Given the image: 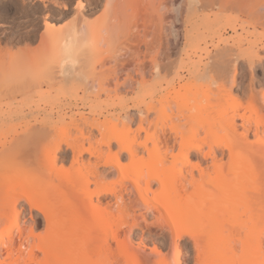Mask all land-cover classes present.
<instances>
[{"label": "bare ground", "instance_id": "6f19581e", "mask_svg": "<svg viewBox=\"0 0 264 264\" xmlns=\"http://www.w3.org/2000/svg\"><path fill=\"white\" fill-rule=\"evenodd\" d=\"M244 1L237 0L236 6L241 9ZM254 1L252 5L248 0L252 12L261 10L264 2ZM118 2L107 0L109 15L116 14ZM207 2L211 3L180 0L185 19L197 16L199 5L210 8ZM144 3L150 6L152 17L147 23L152 33L171 35L176 28L166 15L174 12L177 4L173 0ZM154 3H166L167 10L161 14L151 7ZM207 16L202 14L205 19L200 27L204 29ZM84 25L71 26L68 36L50 51L52 59L38 54L42 58L37 61L35 56L29 78L34 93L42 99L25 124L28 133L18 135L27 137L4 141V152L23 144L26 148L28 138H47L53 130L66 137L71 128L82 124L80 121H88L83 113L79 118L59 116L55 121L54 100H49L47 89L49 96L43 92L58 79L52 75L57 67H50L51 61L60 64L64 77L77 75L76 66L86 57L82 49L92 43L93 31ZM235 25H230V31L236 35L230 36L214 57L205 50L207 62L203 65L174 68L169 53L162 49L155 66H140L136 73L133 66L128 65L129 70L124 67L128 81L123 80L122 85L118 79V83L114 81L120 85L115 92L117 110L109 115L117 124L102 125L99 139L94 141L93 134L84 136L81 131L80 139H61L43 151L39 165L43 171L38 165L34 173L28 167L22 170L24 165L19 171L14 160L1 164L0 264H187L181 258L188 243L193 264H264V87L255 75L263 67L264 44L244 51L245 28ZM107 36L99 43L107 44ZM245 69L249 77L244 82ZM129 72L141 79H130ZM113 76L111 80L120 74ZM150 83L154 85L150 91L141 90ZM136 85L140 92H134ZM123 90L136 95L126 99ZM242 96L247 97L246 104ZM29 133L35 139L28 137ZM27 210L32 220L26 222L27 227L33 224L29 229L22 223ZM42 219L46 233L35 235L33 228L39 227ZM167 237L169 243L163 246Z\"/></svg>", "mask_w": 264, "mask_h": 264}, {"label": "rangeland", "instance_id": "374dc122", "mask_svg": "<svg viewBox=\"0 0 264 264\" xmlns=\"http://www.w3.org/2000/svg\"><path fill=\"white\" fill-rule=\"evenodd\" d=\"M143 1L144 0H123L120 3L119 0V2L117 3L118 7L116 6L117 10L113 11L116 12V14L113 15L112 12V15H109L108 13H110V10L108 11L109 8L106 4L107 0H76V4L80 6L78 9L75 4H72L70 8L62 9L61 5L64 4V0H0V117H5L7 119V121L5 122H1L0 120V166H3L4 163L7 164L6 162L14 160L16 161L15 164L18 163L16 165L17 167L18 165L19 167L20 165H24L23 168L18 167L19 171L21 168L22 170H24V168L28 167V169H30L34 173L36 172L35 169L37 168V165L38 168H42L39 165L41 158H43V151H46L47 148L54 146L61 139H80L82 134L88 136L93 134L92 136L94 137V141L95 139H99L101 137L99 135V129L101 131V129L103 128L102 125H104L105 127V125L111 126L113 124H117L115 118L109 115H111L112 111L113 114L116 113L117 108L116 106H114V103H116L117 94L115 92L117 87H120V85H122L121 82H123V80L124 83L128 81V79L126 78L128 73L124 71L126 69L129 70L128 65L133 66L132 68L130 66V68L131 70L134 68L135 73L137 69L142 68L140 66H155L160 62V59L162 57L160 55L164 51L165 53L167 52L166 54L169 53L167 56H169L170 63H172L171 66H173L174 68L175 66L177 68L182 66L184 67V69H187L188 66L191 67L190 65H192V67L203 65L207 62V55H205L207 54V52L205 50H208L209 54L214 57L215 53H217V50H221L222 48H224L226 40L230 39V36L234 37V35H236L235 33L230 31V25L235 24H237L235 26L238 28L242 26L245 28V33L241 42V46L244 51H252L256 46H261L262 44H264V22H262V20H264V17H262L261 10L252 12V5H254L253 0L252 5L251 3H249L250 1L248 2V0H245L244 4L251 5V7H245L241 9L236 6L237 0H210L211 3H208L209 1L207 2L210 8L206 7L208 5L204 6V8H202L203 6L201 5L196 7L198 11V17L195 16L191 21L185 19L186 12L183 4H180V0H173L177 5L176 7H174V12H170V14L168 13L169 15H166V19H168L170 16V18L168 19L169 21H167H171L172 23L174 22L173 25H175L174 27L176 28V30L171 35H168L169 33H165L163 37L161 33L162 31H160L162 24L160 27L158 26L159 28H157L160 32L157 31V33L155 32V34L154 32L152 33L153 29L150 27V23H147L149 18L151 19L152 17L151 15H149L150 6H146L147 4L144 3L146 0L144 2ZM254 2L263 3L264 0H257ZM68 3L71 4V0H68ZM200 6L201 8H198ZM191 7L192 5L189 6V9ZM69 11H71L72 15L69 16L67 20H64L65 15ZM178 12L181 13L179 14ZM202 14L208 15L206 17V20L208 21V27H206V29L200 27L202 26L201 21L205 19L202 17ZM42 20L52 22L56 31L51 33L47 31L46 33V28L42 27ZM57 20H64V24H55L54 22ZM157 21L159 22L160 20ZM157 21L156 23L157 25H159ZM83 24L88 25L87 27H89L93 31L91 36L92 40H90L92 43H89L86 48L82 49L87 58L85 57V59L82 60L83 62L80 63L82 66H76V69L78 68L76 71L77 75H73V77L69 78L64 77L59 72L60 64L53 63V61H51L53 65L50 62V67H57V69L53 68L54 73L52 71V75L54 76V79L57 76L58 82L57 80L54 81L56 83H53V85L49 87L50 89L44 88L43 92L45 90L46 94L48 95L49 91L51 94L50 96L48 95L50 98L49 100L51 102L52 100H54V102H52L51 104L55 109V121H57L59 116L68 117L82 113L84 114V118L87 117L88 121L85 122L86 119H84L83 121L79 122L80 124L82 123L80 126L76 125V128H71L72 131L67 130L66 132H70L66 134V137H61V135L63 136L64 134L60 135V131L56 132L55 130L54 132L53 130L51 133L52 135H46L48 136L47 138L44 136L46 138V141L44 140L45 138L41 137H36V139H40L39 141H36L34 135H31L29 133L27 134L30 135L28 137H33V139H35L32 141L28 138V141L30 142L27 141L29 144L27 143L26 146L29 147V150L27 149V147L25 148V144H23V146H20L22 148L24 147V149L19 148L18 146V148H13L14 151L10 153L9 150H7L8 153L4 152L5 149H7L3 145L4 141H10L13 138L15 139L16 137H19L18 139H24L25 137H27L26 134L24 135V138L23 136L20 137L18 135L26 132L28 133L25 124L29 120L30 115L33 113L34 109L36 108V104L41 98V96H37V93H34V87L32 88L30 84L31 78H29V72L33 62L35 61V56L37 61L42 58H39L38 54H48V56L46 55V57L52 59L51 57L54 56L49 54H51L53 49L57 47L58 42L64 39V37L67 35V32L72 30L71 26L75 25L76 27L77 25V27L79 26L80 28V26H82ZM104 28L106 31L109 30V34L107 32L105 33V30L103 33ZM146 28L150 29L148 30L149 32ZM153 28H155V26ZM143 31L145 34L147 32L150 34H142ZM190 33L192 34L190 35ZM103 35H106L107 38L110 37V41L104 45L102 44L104 41H102L101 44L99 43ZM155 35H157L158 37ZM96 36H98V39L96 38ZM152 39H155L157 44L155 43V40ZM162 45L164 46V48L162 47ZM46 50H49V53H47ZM89 55L90 58L88 57ZM42 56L44 57V55ZM199 61L200 63H198ZM124 67L127 68L125 69ZM79 68L80 71H78ZM122 71L123 74L120 73ZM80 72L83 73V75ZM131 72L133 73V71ZM131 72H129L130 79L137 76V74L135 73L134 75H131ZM247 72L248 70L246 71L245 69L244 73H242L244 82L248 81L249 72ZM114 74H120L121 77H118H120L121 80L118 77L111 80L110 78L115 77L113 76ZM263 74L264 66L261 69L259 68L255 72V75H257L256 79H258L259 84L262 83L260 85L264 87ZM58 75L60 76L58 77ZM110 75H112V77H110ZM97 76H100L101 78L99 77L100 79L97 78V80L93 82V80ZM63 77L64 79H66H63L62 81ZM137 78L138 79L135 78L136 81H138L139 78L141 79V77L138 76ZM116 79H118L119 81ZM87 81L90 84H86ZM114 81L116 83L119 82L120 85L117 86ZM156 81L157 80L154 81L155 85L158 84ZM200 84H202V82ZM60 85L62 86V88ZM115 85L116 88L114 87ZM150 85L153 84H147L143 86L141 90H143L144 92L150 91L152 89ZM102 86L105 88H102ZM211 87L215 88L216 84H212ZM101 89L102 91H100ZM103 89L105 90L103 91ZM141 90L140 86L136 85V89L134 90V92H140ZM123 91L122 93H124ZM131 92L125 91L124 94L126 99L128 98V96L130 99L134 98L136 94L134 92ZM240 99L243 104H246L248 101L247 97L244 96H242V98ZM57 101L58 103H56ZM98 113H101V115H99ZM10 115L14 116L10 119ZM79 116L80 115H78V118ZM106 118L108 120H106ZM93 119H95V121H93ZM101 122L103 124H101ZM107 123L110 124L108 125ZM97 124L101 126L99 127L97 126ZM15 126L16 129H14ZM7 128L8 132H6ZM80 131L82 132V134L80 133ZM62 147L65 148L64 145H62ZM25 151H27V154L25 153ZM33 173L31 174L33 175ZM24 175L26 176L25 173ZM34 215L35 213L33 214V216ZM22 217V223H24V225L26 224V222L27 224L32 222L31 215L28 210L23 212ZM43 225L44 223L42 219V224L39 227L33 228L35 235L40 236L41 233L45 235V225ZM32 226L33 224H30L29 228H31ZM29 228L27 227V229ZM169 240V237L163 239V246L168 245ZM191 248V244L188 243V246L184 250L183 256L181 258L183 261H186L187 264H193V251Z\"/></svg>", "mask_w": 264, "mask_h": 264}, {"label": "snow or ice", "instance_id": "6c2138e0", "mask_svg": "<svg viewBox=\"0 0 264 264\" xmlns=\"http://www.w3.org/2000/svg\"><path fill=\"white\" fill-rule=\"evenodd\" d=\"M72 4H75L77 9L80 7L78 4H76V0H71V4L68 3V0H64V4L61 5L62 9L63 8H70ZM47 6V5H46ZM110 7V5H109ZM152 8L157 9L161 14H163L167 10V4L166 3H154L151 5ZM240 7L245 8V7H251V5L248 4H242ZM261 13L262 17H264V5L261 6ZM72 13L69 11L65 17L64 20H67L69 16H71ZM64 20H57L54 23L55 24H64ZM264 22V20H262ZM42 27L46 28L49 33L56 31L55 27L53 26L52 22H49L47 20H42ZM261 65L264 66V53H261ZM158 73L160 72V69L156 70Z\"/></svg>", "mask_w": 264, "mask_h": 264}]
</instances>
